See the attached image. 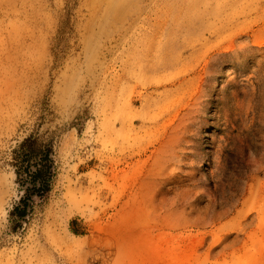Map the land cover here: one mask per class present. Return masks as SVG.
Instances as JSON below:
<instances>
[{
  "label": "rangeland",
  "instance_id": "1",
  "mask_svg": "<svg viewBox=\"0 0 264 264\" xmlns=\"http://www.w3.org/2000/svg\"><path fill=\"white\" fill-rule=\"evenodd\" d=\"M0 264H264V0H0Z\"/></svg>",
  "mask_w": 264,
  "mask_h": 264
},
{
  "label": "trees",
  "instance_id": "2",
  "mask_svg": "<svg viewBox=\"0 0 264 264\" xmlns=\"http://www.w3.org/2000/svg\"><path fill=\"white\" fill-rule=\"evenodd\" d=\"M19 189V196L9 210L12 229L21 227L36 200L51 190L55 175L54 141L46 135L30 134L10 151L8 161Z\"/></svg>",
  "mask_w": 264,
  "mask_h": 264
}]
</instances>
